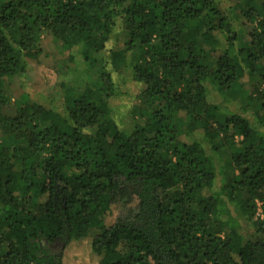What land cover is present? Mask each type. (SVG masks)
Segmentation results:
<instances>
[{
  "label": "trees",
  "instance_id": "1",
  "mask_svg": "<svg viewBox=\"0 0 264 264\" xmlns=\"http://www.w3.org/2000/svg\"><path fill=\"white\" fill-rule=\"evenodd\" d=\"M38 56L61 108L14 99ZM84 239L100 264H264V0H0V264Z\"/></svg>",
  "mask_w": 264,
  "mask_h": 264
},
{
  "label": "rangeland",
  "instance_id": "2",
  "mask_svg": "<svg viewBox=\"0 0 264 264\" xmlns=\"http://www.w3.org/2000/svg\"><path fill=\"white\" fill-rule=\"evenodd\" d=\"M111 43L112 40L110 39L107 47ZM42 48L50 53L52 51L54 53L56 48L59 49L49 39L43 40ZM61 76L62 78L64 76L63 70L62 73H54L51 59L42 56H38L36 60L31 59L28 63L25 78H16L12 82L11 90L14 99L27 96V98H31L43 106L61 108L62 101L56 100L55 94H57V91L54 89V87L58 88L56 82L60 80ZM129 76L130 74L127 72L122 74L121 77L113 74L114 84L123 93L111 102L110 107L112 117L121 129L130 128L133 122L132 110L138 103L139 88L135 83L128 80ZM121 78L126 79L124 85ZM116 209L118 210V207ZM100 259L101 257L91 250L88 239L68 245L62 254L64 264H100Z\"/></svg>",
  "mask_w": 264,
  "mask_h": 264
}]
</instances>
